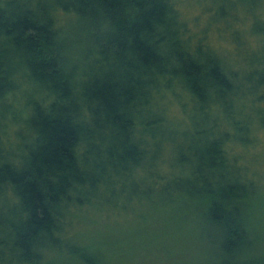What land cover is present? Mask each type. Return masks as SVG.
<instances>
[{"label": "trees", "instance_id": "1", "mask_svg": "<svg viewBox=\"0 0 264 264\" xmlns=\"http://www.w3.org/2000/svg\"><path fill=\"white\" fill-rule=\"evenodd\" d=\"M221 1L193 33L182 0H0V264H105L77 217L174 207L205 245L192 264H264V42L237 41L264 0Z\"/></svg>", "mask_w": 264, "mask_h": 264}, {"label": "rangeland", "instance_id": "2", "mask_svg": "<svg viewBox=\"0 0 264 264\" xmlns=\"http://www.w3.org/2000/svg\"><path fill=\"white\" fill-rule=\"evenodd\" d=\"M211 1L182 0L181 12L189 20L193 33L199 32L203 22H206L208 18L206 11L210 6L207 3ZM222 2L221 0L215 2L214 8L216 12L217 10L219 11V8L225 6ZM238 10L242 21L240 23L241 29L236 28L239 30L237 41L245 40V37H247L250 46L260 48L264 42L263 37L260 34L251 33V30L256 24L264 23V13L260 12L257 18L258 21H255L252 13L246 11L248 7L240 6ZM257 10L259 11L260 7ZM196 17H198L197 20L199 22H193L194 24H192L190 19H196ZM227 17H229V14ZM208 19L211 20V18ZM216 25L218 27L221 26V24L216 23L213 26L212 24L208 26L209 29L207 31L211 30L209 32L210 42L229 57L234 55L233 53H237L238 47L231 39V31L219 29ZM253 153L257 154L258 158L260 157V162L264 166V137L262 138V143L253 150ZM256 202L259 201H255L256 214L260 216L261 212L258 211ZM261 202H264V200ZM260 206L263 209L264 203ZM174 208H171V210L163 208L152 210L145 214L144 220L135 221L134 219L126 222L124 229H120V226L116 227L117 225L109 224V221L103 216L95 217L94 215L93 218L89 212L83 213L75 220V227H81V231L74 234L73 239L81 240L91 247L92 250L103 249L104 253L108 255L107 260L105 259V264H113V259L115 260L114 264H117L116 258L120 259L118 264H192L191 262L196 261L198 253L200 254L202 250L205 251V245L200 238L198 228L193 223L194 220H191L193 218L190 217V219L184 216L186 219L183 221V214L186 210L177 207L175 211ZM255 220V229L261 240V236L264 238V219L259 222ZM202 246L203 249L199 250V247ZM261 246H264V240ZM263 249L264 247H260V252H264ZM62 264L78 263L62 261Z\"/></svg>", "mask_w": 264, "mask_h": 264}]
</instances>
